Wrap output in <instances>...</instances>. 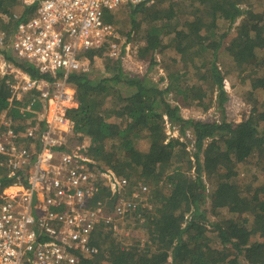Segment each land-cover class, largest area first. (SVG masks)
<instances>
[{
    "label": "trees",
    "instance_id": "1",
    "mask_svg": "<svg viewBox=\"0 0 264 264\" xmlns=\"http://www.w3.org/2000/svg\"><path fill=\"white\" fill-rule=\"evenodd\" d=\"M244 1L191 0L190 5H174L159 0L158 8L120 6L127 9L122 15L130 24L128 39L141 28L145 34L138 60L151 68L159 49L163 53L172 48L178 55L166 68L164 89L147 73L124 71V48L119 57H111L107 47L86 52L90 69L95 58L102 59L103 74L90 70L70 74L78 106L68 110L67 116L74 133L80 135L76 141H87V156L130 182L111 198L112 209L106 213L115 216L114 205L120 198L142 186L148 188L146 201L134 214L141 217L143 233L122 249L100 228L94 236L98 254L84 260L86 264H264V126L257 128L251 118L236 123L225 116L229 95L223 68L234 64L233 70L245 73L244 79L250 81L246 94L251 111L264 125V101L252 98L254 91H264V12L252 20H240L237 35L226 43L245 15L240 4ZM16 6L15 0H0V22L9 34L18 22L13 17ZM37 6L38 2L24 6L19 20L32 16ZM0 54L32 78L51 79L14 57L8 48H0ZM195 75L201 85L198 91L187 84ZM11 99V88L2 80L0 117L7 113L22 125L21 103ZM194 103L203 111L217 105L221 120L185 119L181 107ZM168 123L178 127L179 136L167 135ZM5 166L0 155L2 188L13 183ZM190 169H195V175L188 174Z\"/></svg>",
    "mask_w": 264,
    "mask_h": 264
},
{
    "label": "built area",
    "instance_id": "2",
    "mask_svg": "<svg viewBox=\"0 0 264 264\" xmlns=\"http://www.w3.org/2000/svg\"><path fill=\"white\" fill-rule=\"evenodd\" d=\"M37 1L32 16H14L12 34L0 31V48H11L39 75L51 77L32 78L0 56L1 72L13 75L10 101L21 103L26 120L18 125L7 113L0 117V155L13 180L4 188L0 182V264H86L98 254L97 231L117 230V220L132 217L146 201L148 188L120 198L115 216L106 213L101 193L113 198L130 182L87 156L86 141H76L80 135L67 116L75 104L69 76L89 72L88 51L107 47L119 57L122 48L130 50L129 42L118 44L106 11L155 0Z\"/></svg>",
    "mask_w": 264,
    "mask_h": 264
},
{
    "label": "rangeland",
    "instance_id": "3",
    "mask_svg": "<svg viewBox=\"0 0 264 264\" xmlns=\"http://www.w3.org/2000/svg\"><path fill=\"white\" fill-rule=\"evenodd\" d=\"M28 2V5H31L32 0H15V4H17V9L16 12L17 16L21 17L22 13L24 12V4ZM159 0H155L153 3L149 4L147 7L150 6H155V8H158V2ZM168 1H171L172 4L175 5V3L178 4H191V0H166V3ZM203 1V0H202ZM205 1V0H204ZM36 2H38L36 0ZM242 8L246 11L245 15L241 17L237 23L234 25L233 29L230 32L229 37L226 40V43H229L232 38H234L237 35L236 28L240 24V20H244L247 18L248 20L255 19L259 16H262L264 12V0H246V2H241L240 3ZM122 11H127V9H122L121 7L117 8L114 11H106L104 20L105 22L111 23V25L116 27L115 25L118 26V31L117 32V41L120 46L124 44L125 41L129 42L131 44L130 50L125 51L123 54V66H124V71L126 73H131V74H148V76L153 79L155 82H159V88H166L168 85V80L166 77L168 76V72L166 71L167 67H170L173 65V61L178 60L179 57L178 55L175 54V51L172 50V48L167 49L165 52H160V49L157 50L156 52V63L152 65V67H149V63L145 61H140L136 58V54H138L139 50L141 47L145 46V34L143 32V29L138 32H132L131 37L128 39L127 37V32L129 31V21L125 20L123 17ZM12 13V10H11ZM140 16V14H139ZM144 17V16H143ZM142 17V18H143ZM6 20V18L4 19ZM3 25V22H0V28ZM147 24H145L146 27ZM116 30V28H115ZM107 53L108 48H107ZM264 53V49L262 51ZM14 57L16 55L13 53L12 54ZM224 57H228L227 54H223ZM176 70L179 69V66H174ZM222 67V66H221ZM103 64H102V59L97 57L95 58V64L93 69H90V71L103 74ZM226 81H225V88L228 92L229 95V100L226 103V108H225V116L229 118L231 121H235L236 123L241 122L243 118L245 117L246 119L251 118L252 123L257 127H263L260 117L256 114H252V103H250V98L246 94V92L250 88V81L245 77V73H241L239 71L233 70L235 69V65L231 64L227 68H223ZM1 71V70H0ZM231 72V73H230ZM1 73V72H0ZM1 78V77H0ZM161 78H164L163 81H161ZM198 77L195 75L194 79L187 83L190 86H194V89L200 90L201 85L200 83H197ZM2 81L0 82V84ZM13 84V83H12ZM187 84H183L181 86H186ZM9 85V84H8ZM190 94H193V92H190ZM253 100H256L258 102L264 101V91L262 90H257L254 91L252 94ZM168 99L173 103L177 104L176 101H174L173 95H169ZM206 101H204V104ZM76 104V105H75ZM74 108L78 106L77 102L75 101ZM181 114L185 119H195V120H211V121H216V120H221L222 111L218 108L217 105L214 107H211L208 111H203L202 107L197 106L196 103L194 105H189V106H182L181 107ZM26 120L23 119V123ZM178 127L177 126H171V124H166V133L169 137H177L179 136L178 133ZM85 145L88 146V142H85ZM189 150L190 152H194L195 149L193 148L192 145H189ZM203 159V156H201ZM201 159V161H203ZM193 162L195 163V158H192ZM191 171L188 172L189 175L193 174L195 175V169H190ZM150 189V188H149ZM150 189V193H151ZM103 192H106L102 194ZM100 195L99 200L103 202V204L106 206V211L108 209H112L111 206V195L109 194L108 191H103ZM109 195V196H108ZM212 219L216 218V214H210ZM141 217H137L133 215L132 217H128L125 220H117V230L114 228L108 227L107 229H103L105 235L110 236L111 240L114 241L120 248L124 249L127 248V246L131 245L134 241L133 238H136L140 233H143L142 229L140 228L139 224L142 221H139ZM138 223V224H136ZM108 251H105L107 254ZM243 264H247L246 262H243Z\"/></svg>",
    "mask_w": 264,
    "mask_h": 264
},
{
    "label": "crops",
    "instance_id": "4",
    "mask_svg": "<svg viewBox=\"0 0 264 264\" xmlns=\"http://www.w3.org/2000/svg\"><path fill=\"white\" fill-rule=\"evenodd\" d=\"M36 2V0H32V2H31V5L32 4H34ZM22 6H29L28 5V2H26L25 1V3L24 4H22ZM17 15V13H13V17L14 16H16ZM7 17V16H6ZM28 18V17H27ZM3 25L1 26V28H0V31H2L3 30ZM3 31H5V30H3ZM14 31V30H13ZM9 50H10V53L11 54H13V51L11 50V48H9ZM0 56H1V60H4L7 64H9V65H11L12 67H14V68H16L12 63H10L6 58H5V56L3 55V54H0ZM21 70V69H20ZM1 72V71H0ZM11 72V71H10ZM9 72V73H10ZM3 74L2 72L0 73V82L2 81V80H5V82L7 83V85L9 84V83H12V81H13V75L12 74Z\"/></svg>",
    "mask_w": 264,
    "mask_h": 264
},
{
    "label": "bare ground",
    "instance_id": "5",
    "mask_svg": "<svg viewBox=\"0 0 264 264\" xmlns=\"http://www.w3.org/2000/svg\"><path fill=\"white\" fill-rule=\"evenodd\" d=\"M10 192H12V189H10L8 193H10Z\"/></svg>",
    "mask_w": 264,
    "mask_h": 264
}]
</instances>
